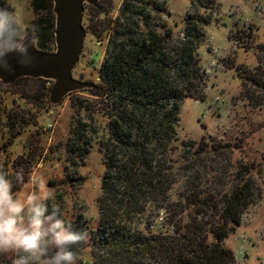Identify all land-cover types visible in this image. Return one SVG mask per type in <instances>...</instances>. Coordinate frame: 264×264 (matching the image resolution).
Listing matches in <instances>:
<instances>
[{
	"label": "rangeland",
	"instance_id": "374dc122",
	"mask_svg": "<svg viewBox=\"0 0 264 264\" xmlns=\"http://www.w3.org/2000/svg\"><path fill=\"white\" fill-rule=\"evenodd\" d=\"M2 1L0 9L12 11L21 29L34 36L39 15L31 0ZM122 1L85 7L86 34L74 78L100 81L109 36L105 28L114 25ZM215 3L197 51L204 72L202 96L184 99L179 110L176 165L181 167L184 155L198 147L205 150L193 170L175 173L173 180L178 182L170 200L185 205L181 195L190 190L184 186L187 174H197L193 193L198 187L206 193L225 194L247 181L251 203L223 245L232 250L235 264H264V0ZM164 4L162 20L173 39L180 40L190 0H165ZM50 87V82L34 79L0 84V169L9 176L23 170L25 183L15 191L17 195L43 179L67 224L95 229L104 173L101 145L108 119L87 90L71 93L51 106ZM90 243L76 250L77 264H92Z\"/></svg>",
	"mask_w": 264,
	"mask_h": 264
},
{
	"label": "trees",
	"instance_id": "16d2710c",
	"mask_svg": "<svg viewBox=\"0 0 264 264\" xmlns=\"http://www.w3.org/2000/svg\"><path fill=\"white\" fill-rule=\"evenodd\" d=\"M160 2L123 0L114 25L105 28L109 36L100 81L87 90L108 119L101 145L99 223L91 230L69 225L90 234L92 264H235L223 241L251 203L247 181L225 194L198 187L193 193L197 174H187L185 205L170 200L175 173L193 170L205 150L198 147L184 155L181 167L176 165L179 110L184 99L202 96L197 51L216 3L190 0L181 39L175 40L162 20L165 0ZM31 5L39 15L31 35L36 47L53 50L52 1L31 0Z\"/></svg>",
	"mask_w": 264,
	"mask_h": 264
},
{
	"label": "clouds",
	"instance_id": "9594fccd",
	"mask_svg": "<svg viewBox=\"0 0 264 264\" xmlns=\"http://www.w3.org/2000/svg\"><path fill=\"white\" fill-rule=\"evenodd\" d=\"M20 24L12 11L0 9V72L30 62L32 40ZM24 183L22 169L13 176L0 169V258L10 264H77L76 249L90 241V234L65 222L43 179L17 195Z\"/></svg>",
	"mask_w": 264,
	"mask_h": 264
},
{
	"label": "water",
	"instance_id": "95a60500",
	"mask_svg": "<svg viewBox=\"0 0 264 264\" xmlns=\"http://www.w3.org/2000/svg\"><path fill=\"white\" fill-rule=\"evenodd\" d=\"M54 15V49L47 51L36 47L32 40L30 62L16 66L15 71L0 72V83L11 85L20 78L43 79L51 83L48 102L59 104L71 93L90 90L95 84L73 77L83 49L85 29L82 16L85 6L97 8L103 0H51ZM0 264H3L0 260Z\"/></svg>",
	"mask_w": 264,
	"mask_h": 264
},
{
	"label": "flooded vegetation",
	"instance_id": "af4514ba",
	"mask_svg": "<svg viewBox=\"0 0 264 264\" xmlns=\"http://www.w3.org/2000/svg\"><path fill=\"white\" fill-rule=\"evenodd\" d=\"M99 5H100V3H99ZM99 5H98V6H99ZM85 7H86V6H85ZM0 260H1V259H0Z\"/></svg>",
	"mask_w": 264,
	"mask_h": 264
}]
</instances>
